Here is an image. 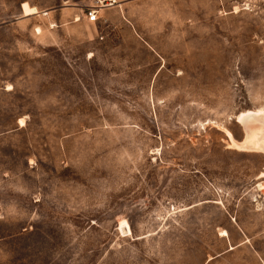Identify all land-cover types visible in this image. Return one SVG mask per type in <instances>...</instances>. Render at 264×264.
I'll list each match as a JSON object with an SVG mask.
<instances>
[{
  "label": "rangeland",
  "instance_id": "rangeland-1",
  "mask_svg": "<svg viewBox=\"0 0 264 264\" xmlns=\"http://www.w3.org/2000/svg\"><path fill=\"white\" fill-rule=\"evenodd\" d=\"M263 106L264 0H0V264H264Z\"/></svg>",
  "mask_w": 264,
  "mask_h": 264
},
{
  "label": "bare ground",
  "instance_id": "bare-ground-1",
  "mask_svg": "<svg viewBox=\"0 0 264 264\" xmlns=\"http://www.w3.org/2000/svg\"><path fill=\"white\" fill-rule=\"evenodd\" d=\"M21 8L24 15H31L37 12L35 7L29 6L26 2L22 3ZM238 119L244 127L245 136L240 142H232L233 146L244 151H250L248 149L254 147L264 151V106L255 112H242ZM119 228L122 233H130V227L124 219L120 220Z\"/></svg>",
  "mask_w": 264,
  "mask_h": 264
},
{
  "label": "built area",
  "instance_id": "built-area-1",
  "mask_svg": "<svg viewBox=\"0 0 264 264\" xmlns=\"http://www.w3.org/2000/svg\"><path fill=\"white\" fill-rule=\"evenodd\" d=\"M109 2L111 3V0H109ZM85 17L90 22L96 21V19H97V10L93 9V8L89 9L85 13Z\"/></svg>",
  "mask_w": 264,
  "mask_h": 264
},
{
  "label": "water",
  "instance_id": "water-1",
  "mask_svg": "<svg viewBox=\"0 0 264 264\" xmlns=\"http://www.w3.org/2000/svg\"><path fill=\"white\" fill-rule=\"evenodd\" d=\"M248 150L250 151H260V152H264L263 150H261L260 148H249Z\"/></svg>",
  "mask_w": 264,
  "mask_h": 264
},
{
  "label": "crops",
  "instance_id": "crops-1",
  "mask_svg": "<svg viewBox=\"0 0 264 264\" xmlns=\"http://www.w3.org/2000/svg\"><path fill=\"white\" fill-rule=\"evenodd\" d=\"M111 1H113V2L110 3L112 5L114 3V0H111ZM21 6H22V4H21Z\"/></svg>",
  "mask_w": 264,
  "mask_h": 264
}]
</instances>
